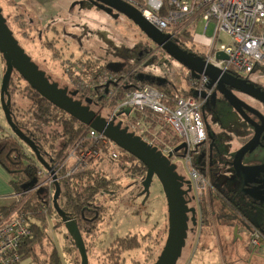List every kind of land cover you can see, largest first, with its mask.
Instances as JSON below:
<instances>
[{
    "label": "rangeland",
    "instance_id": "obj_1",
    "mask_svg": "<svg viewBox=\"0 0 264 264\" xmlns=\"http://www.w3.org/2000/svg\"><path fill=\"white\" fill-rule=\"evenodd\" d=\"M0 8L19 45L58 87L75 92L64 72V65L69 59H81L82 62L92 60L97 65L120 63L119 65H125V69L132 73L165 80L178 95L189 91L192 86L189 71L116 10L109 11L91 0H0ZM203 27V23L197 22L191 35L184 30L187 34L181 33L178 37L188 49L202 56L211 46L214 25H208L205 35ZM221 38L226 41L223 34ZM49 42L52 44L51 48L47 46ZM6 68V61L0 54V85ZM83 74L89 75L84 71ZM247 78L253 83L264 85V69L256 67ZM23 83V80L19 82L20 87ZM7 92L10 95L8 86ZM7 96L5 93V100ZM79 96L77 93L74 98ZM9 98L6 105L11 120L17 125L20 117L29 116L30 101L16 87ZM215 104L214 101H204L202 106L206 115V129L213 138L212 150L209 148V154L212 151L215 154L212 174L210 169L207 170L208 166L206 168L204 165L201 173L203 182H193L182 159L179 158L176 162L177 171L191 181L190 192L194 201L190 203L196 208L195 216L198 219L196 226L193 227L190 222L188 224L186 243L176 264H264V251L257 248L253 252L252 247H249V233L242 228H237L234 233L236 222L215 218L218 200L212 199L214 191L210 180L212 178L225 191L235 188V180L231 177L233 168L229 162L252 132L251 127L239 115L232 110L225 111L228 107H219L217 103L219 112L211 111ZM90 108L98 111L100 105L92 103ZM108 111L107 106L102 115L105 116ZM0 124L5 134L13 133L5 120L1 101ZM162 136L170 142L174 137L167 127H163ZM201 149L203 148L199 151ZM42 150L50 153L47 145H43ZM30 151L27 146L26 152ZM119 152L125 153L122 149ZM202 155L204 153L201 151L196 155L198 163L202 162ZM120 161V158L116 161L105 159L92 164L108 176L116 178L120 189L112 195L102 192L96 198V205L102 207V218L93 233L84 235L88 264H108L107 251L111 248V242L126 235H136L140 245L135 249L121 251L119 263L153 264L164 248L169 234L170 222L165 192L156 176L145 190L142 185L145 174L140 177L126 172L118 165ZM242 163H264V145L260 144L247 152ZM201 202L205 204L209 218L202 225L199 223ZM255 211L264 218L263 209ZM255 211L248 210V213L253 214ZM61 223L56 214L47 218V238L43 240L42 248L36 247L35 250L38 264H46V254L56 244L60 246L62 264H80L79 252L72 245L75 241L67 238L69 234L60 226ZM53 232L56 237H53ZM31 263L34 264L32 255L21 261V264Z\"/></svg>",
    "mask_w": 264,
    "mask_h": 264
},
{
    "label": "built area",
    "instance_id": "obj_2",
    "mask_svg": "<svg viewBox=\"0 0 264 264\" xmlns=\"http://www.w3.org/2000/svg\"><path fill=\"white\" fill-rule=\"evenodd\" d=\"M124 1L140 10L156 29L170 35L172 39L179 37L184 30L191 35L197 22L204 24L205 35L208 25L213 24L212 43L202 57L220 70L247 77L256 67L264 69V0ZM163 8L164 12L160 13ZM221 34L226 37V41H223ZM218 52L223 53L225 58L217 59ZM83 71V63H70L64 67L72 90L81 96L79 101L87 104L86 98L91 97L90 104L100 105L96 112L107 122H120L121 127H126L146 144L155 147L171 163L181 158L193 182H203L201 173L204 165L207 168L209 145L202 109L205 99L199 93L204 91L207 95L210 92L206 88V76L190 77L191 94L172 97L169 104L164 102L162 92L155 86L137 84L125 91L123 97L103 116L102 111L107 103L117 88L128 81L127 77L132 71L126 75L97 70L84 75ZM104 93L107 94L105 102L100 104L99 96ZM127 109L128 113L125 112ZM163 127L180 139L179 142L173 143L163 137ZM181 143L184 147L175 152L174 149ZM203 147L204 157L198 169L193 161ZM119 149L102 133L85 125L78 137L63 150L60 159L48 161L51 169L47 170L39 164L32 186L12 193L15 207L0 208V264H18L22 259V245L31 235L29 212L23 208L29 195L43 193L52 203L55 185L62 178L87 169L93 163L116 159ZM46 211L47 206L43 205V212ZM259 234L255 228L250 231L249 242L252 247L258 245Z\"/></svg>",
    "mask_w": 264,
    "mask_h": 264
},
{
    "label": "water",
    "instance_id": "obj_3",
    "mask_svg": "<svg viewBox=\"0 0 264 264\" xmlns=\"http://www.w3.org/2000/svg\"><path fill=\"white\" fill-rule=\"evenodd\" d=\"M100 3L102 6H107L110 9L122 13L130 19L139 29L158 47L167 53L168 56L175 59L178 63L184 66L190 73L191 77L198 78L204 75L208 78L206 88L211 90L215 87L224 100L230 104L237 114L254 128L253 136L241 145L232 160V167L237 179L240 181V192L243 197L253 200L264 199V163L260 164H243L244 155L250 150L255 149L261 144V133L264 127V120L261 119V124L253 122L245 113V110L255 111L236 97L232 90H237L245 93L264 104V90L256 84L249 82L248 79L237 77L229 72L220 70L214 65L208 63L202 56L187 51L181 48L170 35L165 34L156 29L138 10L136 7L124 0H93ZM0 54L7 64V68L0 85V101L3 104V112L5 120L11 130L21 137L31 151L34 153L37 161L47 170L51 169L48 161H46L35 142L23 134V132L11 120L10 111L7 105L10 100V95L7 92L8 82L14 72L18 73L27 84L34 89L41 97L53 104L58 109L65 112L68 116L83 123L86 126L102 133L105 137L113 141L120 149L135 157L146 167L145 177L142 185L145 190L148 189L154 176L157 177L165 192V197L168 207V216L170 222L169 234L166 239L164 248L153 264H176L182 253V249L186 243L187 230L189 222L196 224V208L189 206L191 200L188 199V194L191 191V181L185 179L182 174L177 171V164L171 163L168 158L163 156L155 147L146 144L139 136L129 132L126 127H121V123L114 124L113 121L107 120L98 115L87 104L74 99L75 92L69 91L68 88L58 87V85L45 75V72L40 70L38 66L31 60L24 49L19 45L12 31L9 29L6 18L2 14L0 8ZM217 59L225 58L221 52L216 54ZM120 64V63H119ZM118 63H109L107 66L116 70ZM5 93L8 95L5 100ZM199 95L205 99L206 92L202 91ZM126 113L129 109L125 110ZM209 138H211L209 134ZM184 147L181 143L174 151H179ZM212 147L210 143L209 148ZM36 181L33 178L29 184ZM186 186V189L183 186ZM60 186L55 185L53 194V206L57 211L58 216L66 218V214L61 212L57 199L59 196ZM263 194V195H262ZM69 216V215H68ZM255 218L261 221V216H253L250 218L252 226L257 228L259 223H255ZM238 226H234L236 233ZM74 239L79 251L81 264H88V257L82 235L76 225H73ZM257 246L253 250H256Z\"/></svg>",
    "mask_w": 264,
    "mask_h": 264
},
{
    "label": "trees",
    "instance_id": "obj_4",
    "mask_svg": "<svg viewBox=\"0 0 264 264\" xmlns=\"http://www.w3.org/2000/svg\"><path fill=\"white\" fill-rule=\"evenodd\" d=\"M164 12V8L160 13ZM187 34L186 31L182 32ZM181 35V34H180ZM202 56V55H201ZM82 62V61H80ZM85 66V72L92 73L97 69L98 72L107 71L114 74H127L129 71L125 69V65H120L116 70L108 67V64L97 65L95 61L87 60L82 62ZM92 67H95L92 69ZM120 79V78H118ZM23 80L21 76L14 72L8 82V88L13 91L14 87L18 88L30 101L28 107L29 116L27 118L20 117L18 119L17 127L23 132L25 136L33 140L37 145L42 157L46 161H57L62 157L63 150L78 137L79 133L85 129V125L68 116L65 112L55 107L48 102L45 98L41 97L34 89H32L26 81L20 87L19 82ZM128 81H125L119 88H117L115 95L107 103L111 108L118 99L123 97L125 91L131 90L136 87L137 84H150L159 89L164 98V102L171 103L172 97L178 94L165 80L158 78H148L144 74L131 73L127 77ZM131 83V84H130ZM107 90V89H105ZM106 92V91H105ZM191 92L180 94L179 96H188ZM107 94L100 95V104L105 102ZM87 100H92L91 97H87ZM12 131V130H11ZM13 132V131H12ZM173 143L178 142L176 136L171 138ZM43 145H47L50 149V153L42 150ZM27 143L14 132L12 134H5L3 127L0 125V165L10 176L9 184L13 192H20L26 189L29 182L35 178L37 167L40 164L34 153L26 152ZM31 150V149H30ZM202 154L205 152L203 147ZM204 156L202 155L201 159ZM121 168H124L126 172L136 176H144L146 173V167L138 161L135 157L129 153H120L116 161ZM194 166L200 169V163L196 158L193 161ZM210 183L216 189L212 199H217L219 189L213 179ZM60 186L58 196V206L66 215L73 216L75 223L82 235L84 241V235H90L96 228V224L101 221V205H96L97 196L102 193L113 194L120 189V184L114 177L108 176L99 168L90 166L87 169L76 172L70 176L64 177L58 183ZM16 202H13L8 207L2 209H9L15 207ZM43 205L47 206V212H43ZM25 211L29 212L31 235L24 241L21 253L22 259L26 256L32 255L34 264L37 263L36 247L42 248V243L46 235L47 218L51 214H57L53 203L49 201L47 195L40 192L32 193L28 196L23 206ZM208 211L205 204L201 202L200 205V218L199 223L202 225L208 221ZM216 219H222L221 211L215 213ZM191 223V222H190ZM194 227L196 226L191 223ZM85 244V242H84ZM140 245V241L136 235H126L124 237H117L111 242V248L108 253V264H120V252L125 250L135 249ZM46 264H62L61 258L57 252V249L52 246L51 250L47 252Z\"/></svg>",
    "mask_w": 264,
    "mask_h": 264
},
{
    "label": "flooded vegetation",
    "instance_id": "obj_5",
    "mask_svg": "<svg viewBox=\"0 0 264 264\" xmlns=\"http://www.w3.org/2000/svg\"><path fill=\"white\" fill-rule=\"evenodd\" d=\"M90 1V0H89ZM92 3H96V5H100V7L102 8H106L109 11H112L113 9H110L107 6H101L100 3L98 2H94L93 0H91ZM122 14V13H120ZM123 15V14H122ZM181 48L193 52L192 50L188 49L184 43H182V41L180 40V38L176 37L173 39ZM47 46L49 48L52 47V44L49 42L47 43ZM55 55V54H53ZM81 59H69L68 61H66L64 67L70 63H82L80 62ZM84 65V64H83ZM97 70V69H96ZM84 71H85V66H84ZM46 75V74H45ZM236 76V75H235ZM237 77H241L238 76ZM244 79H248L247 77H241ZM52 81V80H51ZM249 81V80H248ZM251 82V81H249ZM253 83V82H252ZM257 86H259L262 90H264V85L263 84H259V83H254ZM233 94L238 97L241 101H243L246 105H248L250 108H252L253 111H249V110H245V113L249 116V118L253 121V122H257L258 124H261V119L264 120V104L261 103L260 101H258L257 99L242 93L240 91L237 90H232ZM75 97V95H74ZM74 99H78V98H74ZM79 100V99H78ZM205 101H214L216 104L214 105V109H210L211 111L214 112H219L218 108H217V103L219 104V107H228V110L225 111H233L234 113L237 114V112L233 109V107L228 104L224 98L222 97V95H220L218 93V91L216 90L215 87H212V89L210 90L209 94L206 95L205 97ZM204 103V102H203ZM260 105V106H258ZM203 116H206L204 111H203ZM217 113H215L216 115ZM246 122V121H245ZM247 123V122H246ZM250 127H251V135L249 137V139L253 136L254 134V128L253 126H251L249 123H247ZM212 137L209 138V134L207 136V141H208V145H210L211 141H212ZM248 139V140H249ZM261 144L264 145V127H263V131L261 133ZM245 143V142H244ZM243 143V144H244ZM212 150V147H211ZM202 151V149L200 150ZM211 151L208 150L207 154H208V160H207V170L210 169L211 174H212V169H213V161H214V151H212V154H209ZM233 160V159H232ZM232 160L229 162V165L232 167ZM248 164H253V163H248ZM217 166V165H216ZM225 168V166H224ZM233 168V167H232ZM231 177L235 180V188H230V190L225 191L221 188H219L216 184V186L221 189L222 191L219 192V196H218V211H221V215H222V219L224 220H232L234 222H236L235 225L238 226L239 228H242L243 230H245L247 233H250V231L255 228L254 226H252V224L250 223V218L253 216H261L259 214V212H256L255 210L259 211V209H263L264 210V199L263 200H253V199H248L247 197H243L242 194L239 192H237L241 186L240 181L237 179L234 170L233 173L231 175ZM187 179V178H185ZM212 185V184H211ZM184 189H186V186H183ZM213 191L217 192L216 189H214V187H211ZM263 195V194H262ZM188 199H190L192 202L193 197L191 195V192L188 194ZM189 206H192L191 203L189 204ZM248 210H254L255 212L253 214H249ZM197 214V213H196ZM198 216V215H197ZM262 217V216H261ZM200 218V216H199ZM196 220L198 221L197 217ZM255 223H259V226L255 229H257L259 231V243L257 245V248H260L261 250L264 251V218L262 217L261 221L258 222V220L255 218ZM234 225V226H235ZM249 247L251 248L252 246L250 245L249 242ZM256 247V246H255ZM254 246L251 248V251L255 252L256 250H253ZM254 254V253H253Z\"/></svg>",
    "mask_w": 264,
    "mask_h": 264
},
{
    "label": "crops",
    "instance_id": "obj_6",
    "mask_svg": "<svg viewBox=\"0 0 264 264\" xmlns=\"http://www.w3.org/2000/svg\"><path fill=\"white\" fill-rule=\"evenodd\" d=\"M189 92H190V90H189ZM185 93H187V91ZM204 120H205V116H204ZM207 132L209 134L208 129H207ZM9 180H10V176L6 173V171L0 165V208H2V206L8 207L13 203V198H12L13 190L9 184ZM58 217L62 221L60 226L65 228V230H66L65 232L69 234V235H67V238H69L71 241L72 240L71 238L74 239V234H73L74 233L73 225L75 224L74 217L67 215L66 220L61 218L60 216H58ZM53 234H54V232H53ZM53 237H56V235L54 234ZM74 241H75V239H74ZM72 242H73V240H72ZM55 244H56V242H55ZM72 245L77 249L76 242H75V244L72 243ZM55 247L57 248L59 255L61 257L60 246L56 244ZM77 251H78V249H77ZM86 252H87V250H86ZM21 261H22V259L20 260V262L18 264H21ZM31 264H33V263H31ZM80 264H81V259H80Z\"/></svg>",
    "mask_w": 264,
    "mask_h": 264
}]
</instances>
